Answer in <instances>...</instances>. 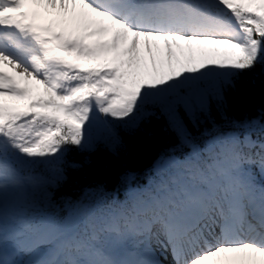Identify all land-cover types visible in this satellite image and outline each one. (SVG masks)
<instances>
[{
  "label": "snow or ice",
  "instance_id": "1",
  "mask_svg": "<svg viewBox=\"0 0 264 264\" xmlns=\"http://www.w3.org/2000/svg\"><path fill=\"white\" fill-rule=\"evenodd\" d=\"M248 73L264 0H0V264H264V123L205 128L203 146L188 128ZM161 117L191 149L167 174L83 207L84 228L48 211L94 126L115 148Z\"/></svg>",
  "mask_w": 264,
  "mask_h": 264
},
{
  "label": "trees",
  "instance_id": "2",
  "mask_svg": "<svg viewBox=\"0 0 264 264\" xmlns=\"http://www.w3.org/2000/svg\"><path fill=\"white\" fill-rule=\"evenodd\" d=\"M259 71L257 69V73ZM247 121L264 123V74L242 76L236 89L227 93L225 106L217 110L213 105L211 120L200 131L191 124L188 128L196 137V143L203 146L208 139L207 135H201L205 128L214 135L229 133L235 130L238 122ZM117 131L120 143L115 148L110 144L108 127L98 124L92 129L94 150L74 149L70 153L68 160L79 166L66 167V179L58 187L49 189L54 206L71 202L88 186L115 187L119 176L127 171L137 172L139 180H147L151 175L148 169L159 158L172 152L183 157L190 151L188 146L180 144L174 132L167 129L163 117L152 118L134 130L120 128Z\"/></svg>",
  "mask_w": 264,
  "mask_h": 264
},
{
  "label": "rangeland",
  "instance_id": "3",
  "mask_svg": "<svg viewBox=\"0 0 264 264\" xmlns=\"http://www.w3.org/2000/svg\"><path fill=\"white\" fill-rule=\"evenodd\" d=\"M165 163H170V158H168L166 161L163 162V165L159 166L157 169L160 170H168L170 168V165H165ZM161 168V169H160ZM77 218V224H85L87 221L89 222L88 217L81 218L79 215L76 216Z\"/></svg>",
  "mask_w": 264,
  "mask_h": 264
}]
</instances>
